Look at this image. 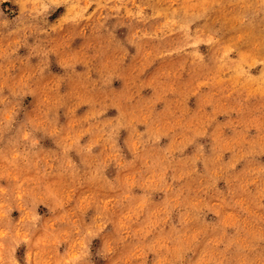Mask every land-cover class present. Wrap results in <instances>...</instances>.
Listing matches in <instances>:
<instances>
[{
    "label": "rangeland",
    "instance_id": "rangeland-1",
    "mask_svg": "<svg viewBox=\"0 0 264 264\" xmlns=\"http://www.w3.org/2000/svg\"><path fill=\"white\" fill-rule=\"evenodd\" d=\"M0 264H264V0H0Z\"/></svg>",
    "mask_w": 264,
    "mask_h": 264
}]
</instances>
